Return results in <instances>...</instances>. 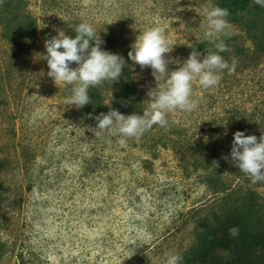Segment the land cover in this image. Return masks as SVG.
<instances>
[{
	"label": "rangeland",
	"instance_id": "1",
	"mask_svg": "<svg viewBox=\"0 0 264 264\" xmlns=\"http://www.w3.org/2000/svg\"><path fill=\"white\" fill-rule=\"evenodd\" d=\"M27 1L38 22L76 18L105 33L146 106L148 91L165 88L168 76L157 82L128 57L145 30H165L169 71L192 51L201 59L216 51L205 37L216 0ZM228 31L236 45L252 46L240 27ZM44 54L37 29L18 45L0 37V264H166L169 254L188 264V247L212 213L234 206L264 217V182L253 183L230 157L236 131L264 135V50L248 67L220 73L214 88L194 81L198 107L168 113L166 129L142 135L173 138L154 157L132 139L110 146V131L96 136V119L64 103L72 86L47 75Z\"/></svg>",
	"mask_w": 264,
	"mask_h": 264
},
{
	"label": "clouds",
	"instance_id": "2",
	"mask_svg": "<svg viewBox=\"0 0 264 264\" xmlns=\"http://www.w3.org/2000/svg\"><path fill=\"white\" fill-rule=\"evenodd\" d=\"M174 3H179V0ZM253 4L264 8V0H253ZM228 16L229 11L226 8L216 6L210 10L206 9L205 37L210 39L216 51L209 52L202 59L201 53L192 51L183 64L172 71L168 69L170 61L166 54L172 51L173 46H169L165 30L162 27H154L140 34L132 45V50L128 52V57L142 69L150 67L157 82L167 75L166 87H156L148 91L150 103L142 114L125 116L118 110L111 109L106 114L95 116L98 129L95 135L115 130L113 134L118 132L121 136L117 143L124 146L128 139H139L154 125L166 129L168 113L176 110H195L199 102L193 98L194 81L202 88L209 89L219 84L222 79L220 73L225 70L229 74L235 73L238 61L233 58L229 63L219 54L229 51L224 40L220 39L221 36L230 38V23L226 19ZM73 30L76 33L74 38L61 32L46 40V54L43 59L47 61L49 68L47 75L53 78L57 86H72L71 95L65 98L64 103L79 109L90 103V87L102 86L105 81L113 83L120 79L125 61L118 54L101 48L103 41L91 24L82 22ZM73 63L77 67H70ZM233 135L231 161L242 173L249 176L253 183L264 182V135H261L259 140L255 135H245L242 131H236ZM224 158L228 159L227 156ZM213 163L218 167V162ZM229 233L235 237L239 234V229L232 227ZM132 255L133 253L127 257ZM181 259L179 254H169L166 264H180Z\"/></svg>",
	"mask_w": 264,
	"mask_h": 264
},
{
	"label": "trees",
	"instance_id": "3",
	"mask_svg": "<svg viewBox=\"0 0 264 264\" xmlns=\"http://www.w3.org/2000/svg\"><path fill=\"white\" fill-rule=\"evenodd\" d=\"M216 5L229 11L226 19L231 25L240 27L244 31V37L251 39L253 43L251 47L244 42L238 46L230 38H225L222 40L229 51L219 54L228 62L235 58L238 67L246 68L264 50V9L254 5L253 0H216ZM82 22L84 21L76 18H67L57 22L56 25L50 22H38L27 0H2L0 3V37L9 45L20 44L37 29L41 33L45 48V41L61 32L74 38L76 33L73 29ZM105 35V33L99 34L103 41L101 48L123 57L125 66L118 81L113 83L105 81L102 86L89 88L90 103L79 108V113L83 117L93 118L101 113L106 114L111 109H116L125 116L133 113L142 114L147 108L145 97L138 88L124 55H121L111 42L105 41ZM94 43L93 41L92 44ZM151 130L152 128L149 132ZM113 133L110 131L107 139L110 141V146H113L112 143L115 146L120 136L118 132ZM131 139L134 145L146 148V152L151 157L156 155L155 149L159 145L173 146V138L170 136L157 139L151 133L148 137ZM178 160L180 167L184 169L185 156L182 150H179ZM148 162L149 158L143 157L141 167H148ZM232 227L239 229V234L235 237L229 233ZM186 262L188 264H264V217L256 216L247 208L234 206L227 207L221 213H212L211 218L205 222L202 229L197 231L194 242L188 247Z\"/></svg>",
	"mask_w": 264,
	"mask_h": 264
}]
</instances>
